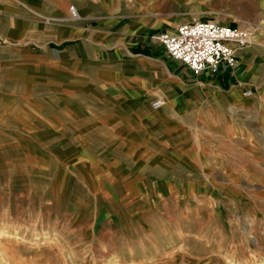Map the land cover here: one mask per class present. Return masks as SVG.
<instances>
[{"label":"crops","instance_id":"crops-1","mask_svg":"<svg viewBox=\"0 0 264 264\" xmlns=\"http://www.w3.org/2000/svg\"><path fill=\"white\" fill-rule=\"evenodd\" d=\"M72 4L80 17L64 20ZM180 19L145 0H0V186H76L92 231L141 229L151 258L166 202L181 207L201 186L239 197L232 186L264 175L256 152L244 166L241 130L227 138L234 151L208 152L195 130L244 107L242 84L264 85V41L235 48L233 67L193 73L156 40Z\"/></svg>","mask_w":264,"mask_h":264},{"label":"rangeland","instance_id":"rangeland-1","mask_svg":"<svg viewBox=\"0 0 264 264\" xmlns=\"http://www.w3.org/2000/svg\"><path fill=\"white\" fill-rule=\"evenodd\" d=\"M145 1L170 17L180 16V21L201 18L239 24L247 29L250 42L264 41V0ZM69 16L64 20L73 21ZM261 87L242 84L244 107L217 108L213 117L197 120L196 137L206 152L218 150V145L234 151L228 139L241 130L244 166H253L248 155L256 152L264 170V125L255 108ZM246 177L241 186H232L239 197L211 196L208 190L216 186H201L202 191L181 207L166 202L168 214L157 216L165 236L157 240L159 247L151 258L144 253L147 244L141 229L113 231L116 237L92 231L86 222L89 210L80 208L73 195L76 186H0V204L8 205H0V264H264V175L258 180ZM184 230L189 235L182 234Z\"/></svg>","mask_w":264,"mask_h":264},{"label":"built area","instance_id":"built-area-1","mask_svg":"<svg viewBox=\"0 0 264 264\" xmlns=\"http://www.w3.org/2000/svg\"><path fill=\"white\" fill-rule=\"evenodd\" d=\"M69 14L68 19L71 20L80 17L74 5L69 6ZM156 40L173 60L193 73L204 70L215 72L221 64L235 66V48L244 47L249 42L247 29L239 24H222L200 18L181 22L173 31H161ZM162 105L161 98L151 101L153 109Z\"/></svg>","mask_w":264,"mask_h":264},{"label":"bare ground","instance_id":"bare-ground-1","mask_svg":"<svg viewBox=\"0 0 264 264\" xmlns=\"http://www.w3.org/2000/svg\"><path fill=\"white\" fill-rule=\"evenodd\" d=\"M222 24H223V23H222ZM248 40H249V42H250V39H249V33H248ZM249 42H248V44H249ZM238 49H239V48H238ZM158 109H159V108H158ZM158 109H157V110H158Z\"/></svg>","mask_w":264,"mask_h":264}]
</instances>
